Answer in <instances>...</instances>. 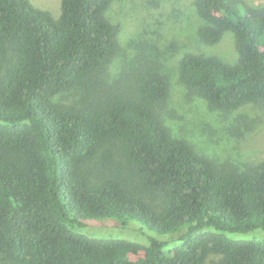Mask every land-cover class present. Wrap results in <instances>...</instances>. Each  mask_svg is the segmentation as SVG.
Instances as JSON below:
<instances>
[{
    "label": "trees",
    "instance_id": "1",
    "mask_svg": "<svg viewBox=\"0 0 264 264\" xmlns=\"http://www.w3.org/2000/svg\"><path fill=\"white\" fill-rule=\"evenodd\" d=\"M112 1L61 0L54 19L30 0H0V264H264V242L232 237L264 230V159L231 169L174 136L156 66L110 83ZM194 5L199 40L231 33L237 59L187 54L179 82L224 112L263 103L264 4ZM114 218L185 231L170 248L76 232Z\"/></svg>",
    "mask_w": 264,
    "mask_h": 264
},
{
    "label": "rangeland",
    "instance_id": "2",
    "mask_svg": "<svg viewBox=\"0 0 264 264\" xmlns=\"http://www.w3.org/2000/svg\"><path fill=\"white\" fill-rule=\"evenodd\" d=\"M244 1L252 7L264 4V0ZM30 2L54 19L61 14V0ZM105 17L120 27L119 50L108 73L110 83H127L140 76L146 66H156L168 84L162 119L174 136L186 140L199 155L231 169L244 170L264 159V102L224 112L179 82V61L187 54L234 63L233 34L226 33L217 45L203 44L197 36L203 21L194 0H113ZM125 223L116 218L85 220L76 232L90 239L123 240L141 246L155 238L169 243L170 248L185 231L158 236L137 222ZM232 237L264 242V230ZM141 257L142 253L130 255L133 261Z\"/></svg>",
    "mask_w": 264,
    "mask_h": 264
}]
</instances>
